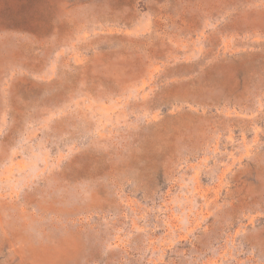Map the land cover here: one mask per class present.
Listing matches in <instances>:
<instances>
[{
    "label": "rangeland",
    "instance_id": "374dc122",
    "mask_svg": "<svg viewBox=\"0 0 264 264\" xmlns=\"http://www.w3.org/2000/svg\"><path fill=\"white\" fill-rule=\"evenodd\" d=\"M0 264H264V0H0Z\"/></svg>",
    "mask_w": 264,
    "mask_h": 264
}]
</instances>
